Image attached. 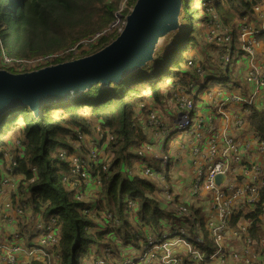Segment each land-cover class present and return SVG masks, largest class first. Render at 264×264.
Masks as SVG:
<instances>
[{"label": "trees", "instance_id": "16d2710c", "mask_svg": "<svg viewBox=\"0 0 264 264\" xmlns=\"http://www.w3.org/2000/svg\"><path fill=\"white\" fill-rule=\"evenodd\" d=\"M193 1H200L206 11L192 9ZM120 2L0 0V57L8 59L5 65L15 67L13 72L20 74L93 55L112 43L123 29L124 24L119 29L114 27ZM135 3L136 0L130 1L122 12L124 16L130 14ZM210 3L233 34L234 42L229 48L205 39ZM255 6H264V0H183L182 15L189 17L191 23L195 18L198 29L191 24L187 34L181 26L166 35L157 45L153 61L121 82L105 87L97 84L68 102L46 104L37 116L21 107L0 118V177L7 164L4 155H15L16 142L23 146V155L14 160L17 166L13 176L17 175L19 182L11 201L23 210L24 223L8 229L9 236L19 232L27 235L26 245L32 243L41 233L30 229L32 218L56 231L57 243L49 251L58 260L49 263L31 259L23 264H94L97 260L117 264L127 259L139 264L136 250L141 241L134 232L145 238L162 230L166 222L180 221L159 205L155 199L156 182L140 171L143 163L138 153L150 142L151 134L146 124L148 112L139 111V105L153 101L166 115L164 104L171 92L187 88L193 81L204 83L205 88L237 93L246 71L237 74L241 67L226 63L222 56L229 50L241 57L236 21L250 16ZM257 39L264 40V31L257 34ZM84 43L90 45L85 48ZM76 49L81 50L78 56L74 54ZM186 50L188 56L182 58ZM39 58L46 62L34 67L25 63ZM192 58L197 59L203 75L196 74L198 68H194ZM232 68L236 76L231 74ZM245 108L251 130L264 142V110L254 105ZM96 126L104 132L98 152L100 169L95 172L100 186L91 200L77 201L73 198L76 189L64 181V176L71 174L69 163L58 154L63 150L69 155L75 153L72 143L77 131L92 136ZM87 151L83 148L84 153ZM261 165L264 178V157ZM103 167L105 172L101 171ZM129 200L136 204V219L130 216ZM200 201L196 197L182 203H190L193 217L201 225L204 243L193 244L194 248L204 255L203 264H216L210 260L214 245L200 215ZM86 210L91 213L85 214ZM248 222L249 239L258 242L264 238V189L254 205L234 211L228 231L231 244L238 247L244 240L247 233L240 225ZM21 240L24 242L23 236Z\"/></svg>", "mask_w": 264, "mask_h": 264}, {"label": "built area", "instance_id": "2783aa9c", "mask_svg": "<svg viewBox=\"0 0 264 264\" xmlns=\"http://www.w3.org/2000/svg\"><path fill=\"white\" fill-rule=\"evenodd\" d=\"M130 1L121 0L120 10H127ZM209 11L204 30L206 41L229 48L234 42L232 32L220 20L211 3ZM263 31L264 6H255L250 16L237 20L238 42L243 52L240 59L244 61L247 82L237 93L205 88L204 83L198 85L195 81L187 88H175L165 103L167 109L171 110L167 114V123L163 120L160 105L153 101L139 105V111L148 112L146 124L154 135L153 140L138 153L143 163L140 171L144 177L156 182L155 199L159 205L180 219L177 223L166 222L162 230L149 233L145 238L134 232L135 238L141 241L136 250L139 264L204 263V255L193 245L204 243L200 222L193 217L190 203H182L183 196L179 191H184L188 201L201 198L199 208L205 209V213L200 215L204 218V227L214 245L210 260L216 264H264V238L258 242L249 239L247 230L251 222L246 227L240 226L247 235L238 247L228 243L229 221L234 211L254 205L264 189L261 165L264 142L251 130L246 121L248 110L245 108L254 105L264 110V40L257 39V34ZM239 55L228 50L222 57L228 63ZM8 61L5 59V62ZM203 73L200 67L196 71L198 75ZM215 120L222 124L219 133L214 130ZM94 132L95 138L89 143L87 153H82L77 145L73 154L69 155L66 150L58 154L59 158L69 163L71 174L64 176V181L76 189L73 198L77 201H81L85 194L84 186H92L93 191H96L101 182L95 172L100 169L98 152L104 132L99 126L95 127ZM80 133L77 132L75 142L80 141ZM176 133L190 138V142L188 145H178V155L171 158L166 143ZM205 144L209 147L207 150L203 148ZM15 146L14 156L4 155L9 162L5 167L7 173L14 172L17 166L15 157L21 158L23 155V146L19 142ZM152 161L157 163L152 165ZM178 165L183 169H179ZM175 169H178V179H174L172 173ZM101 171L105 172L106 169L103 167ZM220 175L227 178L228 184L217 188L215 178ZM18 182L19 178L7 175L0 177V264H23L31 259L50 263L54 257L49 251L50 247L57 243L56 231L50 226L32 220L30 229L41 233L27 245V235L19 232L11 236L3 234L7 224L18 227L24 223L23 210L14 207L11 202ZM127 206L130 216L136 219L135 202L129 200ZM84 213L90 214L91 211L86 210ZM94 264L107 262L97 260ZM117 264L133 262L127 259Z\"/></svg>", "mask_w": 264, "mask_h": 264}, {"label": "water", "instance_id": "95a60500", "mask_svg": "<svg viewBox=\"0 0 264 264\" xmlns=\"http://www.w3.org/2000/svg\"><path fill=\"white\" fill-rule=\"evenodd\" d=\"M183 0H136L119 36L99 52L32 72L0 70V118L27 107L37 116L46 104L68 102L94 85L121 82L154 59L160 40L176 31ZM228 184L225 176L215 186Z\"/></svg>", "mask_w": 264, "mask_h": 264}, {"label": "rangeland", "instance_id": "374dc122", "mask_svg": "<svg viewBox=\"0 0 264 264\" xmlns=\"http://www.w3.org/2000/svg\"><path fill=\"white\" fill-rule=\"evenodd\" d=\"M186 2V1H185ZM186 5V4H185ZM197 7H199V8H203V6L202 5H200V1H193L192 2V9L194 8H197ZM125 10H120V5H119V9H118V12H117V16H116V21H115V23H114V27L115 28H117V29H119L120 28V24H124V22H125V18H126V16H124V13H122V12H124ZM182 12H184V11H182ZM182 12L180 11V15H179V19H178V27H181V26H183L184 27V32H185V34H187L190 30H191V24H192V26L194 27V28H196V29H198V24H197V22L195 21L196 19L195 18H193L192 19V23H191V21L189 20V17H184L183 15H182ZM236 23H237V21H236ZM229 27V26H228ZM229 28H231V27H229ZM231 29H233V28H231ZM237 36H238V34H237ZM88 43V42H87ZM87 43H84L83 45H84V47L85 48H87L90 44H87ZM238 46H239V49H240V45L238 44ZM74 54L76 55V56H78V55H80L81 54V50H78V49H76L75 51H74ZM186 56H188V50H186L184 53H183V55H182V58H185ZM8 60V59H7ZM46 62V59H43V58H39V59H36V60H33V61H29V62H25V63H27L28 65H30V66H32V67H34V66H36V65H38V64H43V63H45ZM5 59L4 60H2L1 59V57H0V69H2V70H6V71H8L9 73H12V74H15L14 72H13V70H15V67H13V66H11V65H5ZM192 63L194 64L193 66H194V68H198V65H197V59L196 58H192ZM231 74L233 75V76H236V74H235V71H234V69L232 68L231 69ZM212 82V80H210L209 81V85H210V83ZM214 130H215V133H219L220 132V130H221V128H222V124H221V122H219L218 120H215V122H214ZM205 128H207V126L205 127ZM149 130H150V136H153V138H154V135H153V131H152V129L151 128H149ZM77 132H79V131H77ZM81 134V139H80V141L79 142H73L72 144H73V146H77V145H79L80 146V150H81V152L82 153H84L83 152V148H89V143L91 142V140L92 139H94L95 138V132H94V135H92V136H87V135H85V134H83V133H80ZM153 140V139H152ZM189 142H190V138H188V137H186V136H184L182 133H176V135L174 136V137H172L171 139H169V141L166 143V150H167V152H169L170 153V157L172 158L173 156H174V153H175V149H176V146H178V145H180V144H184V145H188L189 144ZM143 148V147H142ZM142 148L139 150V151H142ZM204 149H208L209 147H208V145L207 144H205L204 145V147H203ZM76 150H77V147H76ZM87 153V152H86ZM85 154V153H84ZM3 165V164H2ZM7 165H9V162H7V164H6V166ZM4 166V168L2 169V172H1V175H7V176H9V177H16L17 175H14L13 176V174H14V172H12V173H7V172H5V165H3ZM10 174H12V176L10 175ZM70 188H72V187H70ZM83 188H85V191H86V193L84 194V196L82 197V200L81 201H85V200H91L95 195H94V193L95 192H97V190L96 191H93V189H92V186H84ZM78 189V188H77ZM73 195V194H72ZM205 213V209H201L200 210V214L201 215H203ZM126 249H128V248H126ZM132 252H135V250H132ZM54 258V257H53ZM51 259V261H53V260H58V257L56 256L54 259ZM50 261V262H51Z\"/></svg>", "mask_w": 264, "mask_h": 264}, {"label": "crops", "instance_id": "0c3cea01", "mask_svg": "<svg viewBox=\"0 0 264 264\" xmlns=\"http://www.w3.org/2000/svg\"><path fill=\"white\" fill-rule=\"evenodd\" d=\"M204 28V27H203ZM241 58V57H240ZM240 58H233V60L231 61V63H232V65H233V67L236 65V66H238V67H241L236 73L237 74H241V73H243L244 71H245V66H244V61L243 60H241ZM247 85V82H246V78H243L242 79V82H241V89L242 88H244L245 86ZM238 92V91H237ZM167 102V101H166ZM165 102V103H166ZM164 107H165V111L167 112V114H169V112L171 111L170 109H167V107H166V105L164 104ZM161 114L163 115V113H162V110H161ZM167 114L166 115H163V120H164V122H168V118H167ZM150 141L153 139V136H150ZM178 153H179V150H178V147L176 146V149H175V153H174V156L173 157H175V156H177L178 155ZM178 168L179 169H183V168H181L179 165H178ZM178 171V169H175L174 171L172 170V173H173V175L174 176H177L176 177V179H178L179 178V176L178 175H176V172ZM15 178H18V176H16ZM179 193L183 196V200H187V198L185 197V195H184V191H179ZM13 195V194H12ZM11 195V196H12ZM6 200H8V197H6ZM188 201V200H187ZM12 202V201H11ZM13 204V203H12ZM13 206L14 207H17L16 205H14L13 204ZM32 220H35V218H32ZM248 225V223H246V224H241L240 226H247ZM12 226H15V225H11V224H7L4 228H3V234L5 235V236H9V232H8V229H10ZM16 227V226H15ZM228 243L230 244V245H233V244H231L230 243V236L228 235Z\"/></svg>", "mask_w": 264, "mask_h": 264}]
</instances>
